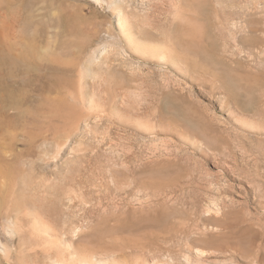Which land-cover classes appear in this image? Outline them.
<instances>
[{
  "label": "rangeland",
  "instance_id": "obj_1",
  "mask_svg": "<svg viewBox=\"0 0 264 264\" xmlns=\"http://www.w3.org/2000/svg\"><path fill=\"white\" fill-rule=\"evenodd\" d=\"M247 176L264 0H0V264H264Z\"/></svg>",
  "mask_w": 264,
  "mask_h": 264
},
{
  "label": "bare ground",
  "instance_id": "obj_2",
  "mask_svg": "<svg viewBox=\"0 0 264 264\" xmlns=\"http://www.w3.org/2000/svg\"><path fill=\"white\" fill-rule=\"evenodd\" d=\"M143 5V4H142ZM144 6V5H143ZM150 10V9H149ZM148 11V10H147ZM143 12V11H142ZM144 13H146L145 11H144ZM151 13H153V12H150L149 14L150 15H152ZM154 16V15H153ZM148 16H146V15H143V14H137L134 18H136L137 19V24H136V27L137 28H139L140 30H141V28H145V27H143L145 24H146V20H148V18H147ZM148 21H150V20H148ZM122 22V21H121ZM120 26V25H119ZM129 26V25H128ZM123 28V27H122ZM132 33V32H131ZM130 34V33H129ZM142 34L145 36V37H148V35H150L148 32H146V30H144V29H142ZM131 35V34H130ZM133 34H132V36H130L131 38H133ZM142 36V35H141ZM143 37V36H142ZM145 37H143V38H145ZM130 41H132V39H129ZM134 40V39H133ZM163 58V57H162ZM125 87V85H122L120 88L121 89H123ZM117 93V92H116ZM116 96V98L118 99V101H121V103H123V101H124V97L126 96L125 95V93L124 92H121V93H118V94H116L115 95ZM194 130H195V128H194ZM224 164V163H223ZM229 168V167H228ZM227 168V169H228ZM255 171H256V173H257V171H258V169L256 170L255 169ZM255 172H253L252 174H254ZM184 174H185V172H184ZM184 174H181L180 175V179H179V183H178V181H176V183H178L179 185L180 184H183V185H186L187 183H188V181H187V183H185V179H183L184 177H183V175ZM258 175H259V177H260V174L258 173ZM258 175H257V177L256 178H258ZM249 176H251V173H249ZM254 176V175H253ZM252 176V177H253ZM256 176V175H255ZM188 177H190V178H192V175H189ZM251 178V177H250ZM248 176H247V181H248V179L249 180H251L250 181V183L254 186V188L255 189H257V191H259V194L258 195H260L259 197H258V199L260 198V197H262L263 199H264V184H263V186L262 185H260L258 182H257V179L256 178H251L250 179ZM187 179H189V178H187ZM222 179V178H221ZM261 179V178H260ZM259 179V180H260ZM190 182V181H189ZM261 182V181H260ZM248 183H249V181H248ZM190 184V183H189ZM188 184V185H189ZM261 184H262V182H261ZM250 185V184H249ZM254 188L252 187V190L254 191ZM256 191V192H257ZM257 194V193H256ZM225 201H227V199L225 200ZM264 201V200H263ZM224 207H227V205H226V202L225 203H223V208ZM264 209V208H263ZM262 209V210H263ZM216 211L218 212L219 211V209L217 208L216 209ZM211 212V211H210ZM215 213V212H214ZM216 214H218V213H216ZM220 214V213H219ZM253 223V222H252ZM39 228V227H38ZM41 229L43 230L42 232L44 233V234H48L49 236H50V242L53 244V245H59V243H64L65 241H62L63 240V237H62V235H60L58 232H56L53 228H51L50 226L49 227H47V226H45V225H43V224H41ZM37 230V229H36ZM39 230H40V228H39ZM62 245V244H61ZM65 248H64V250L62 249V248H60V251H61V253L63 254V255H65L64 254V252L65 251H67L68 249H69V244H66V242L64 243V245H63ZM71 251V250H70ZM73 255V254H72ZM74 257V256H73ZM54 264H64V261L63 262H61V261H58V262H55Z\"/></svg>",
  "mask_w": 264,
  "mask_h": 264
}]
</instances>
